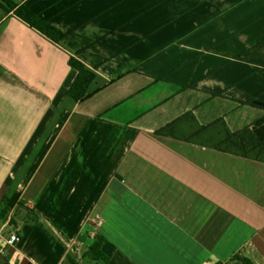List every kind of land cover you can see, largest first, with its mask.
I'll list each match as a JSON object with an SVG mask.
<instances>
[{
	"label": "crops",
	"instance_id": "1",
	"mask_svg": "<svg viewBox=\"0 0 264 264\" xmlns=\"http://www.w3.org/2000/svg\"><path fill=\"white\" fill-rule=\"evenodd\" d=\"M250 101L264 0H0V264H264V160L214 149Z\"/></svg>",
	"mask_w": 264,
	"mask_h": 264
},
{
	"label": "trees",
	"instance_id": "2",
	"mask_svg": "<svg viewBox=\"0 0 264 264\" xmlns=\"http://www.w3.org/2000/svg\"><path fill=\"white\" fill-rule=\"evenodd\" d=\"M6 5L8 8L14 9V15L18 19L37 31L50 42L57 44L64 37V33L53 27L48 21L38 18L30 12L27 6L22 5L15 8V5L9 2H6ZM68 65L71 69L76 71V76L66 92L67 96L72 98L75 102H82L90 97V93L87 92V89L94 80V72L74 57H69ZM248 104H256L264 111V104H258L254 101H250ZM214 149L242 158L263 161L264 114L237 132L231 133L227 129H223V132L220 135V140L214 146ZM102 242L103 238L97 236L89 249L97 258L106 262V258L100 251V245ZM236 259L242 262V264H253L248 259H243L237 256Z\"/></svg>",
	"mask_w": 264,
	"mask_h": 264
},
{
	"label": "built area",
	"instance_id": "3",
	"mask_svg": "<svg viewBox=\"0 0 264 264\" xmlns=\"http://www.w3.org/2000/svg\"><path fill=\"white\" fill-rule=\"evenodd\" d=\"M18 237L15 235H10V237L6 240L7 245H13L14 243L18 242Z\"/></svg>",
	"mask_w": 264,
	"mask_h": 264
}]
</instances>
